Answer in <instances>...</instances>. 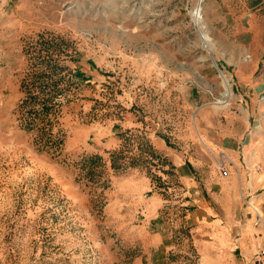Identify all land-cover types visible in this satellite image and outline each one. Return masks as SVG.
I'll return each instance as SVG.
<instances>
[{"label":"rangeland","instance_id":"1","mask_svg":"<svg viewBox=\"0 0 264 264\" xmlns=\"http://www.w3.org/2000/svg\"><path fill=\"white\" fill-rule=\"evenodd\" d=\"M200 1L0 0V264H255L264 0ZM43 39L69 88L27 129Z\"/></svg>","mask_w":264,"mask_h":264},{"label":"trees","instance_id":"2","mask_svg":"<svg viewBox=\"0 0 264 264\" xmlns=\"http://www.w3.org/2000/svg\"><path fill=\"white\" fill-rule=\"evenodd\" d=\"M39 44V47L27 48V52L36 53L34 58L37 59L36 64L41 69L38 73L32 75L27 83H22L25 93L20 106L27 107L26 117L23 121V126L27 129L34 128L39 122H44V124L51 122L52 116H57L59 113L62 103L56 102L55 98L59 93L69 88V80L67 81L64 72L68 67L61 63L58 58L53 57L49 50L52 46L51 43L47 44L46 40L43 39ZM50 137L52 135L46 137V144H59ZM88 159L92 162L95 158L89 157Z\"/></svg>","mask_w":264,"mask_h":264},{"label":"crops","instance_id":"3","mask_svg":"<svg viewBox=\"0 0 264 264\" xmlns=\"http://www.w3.org/2000/svg\"><path fill=\"white\" fill-rule=\"evenodd\" d=\"M234 150H232L233 152ZM261 178V179H260ZM251 190L257 189V188H264V176L261 177L259 174H254L253 177H251V181L249 184ZM249 186H247L249 188ZM249 189L246 190V194L249 193ZM262 208L264 210V190L260 195V199ZM256 209V208H255ZM206 212V211H205ZM207 213H212L211 206H207ZM263 216V215H262ZM264 223V222H263ZM213 226V233H214V243L217 245H221L222 240H231V236L233 235L234 231L230 234V231H228V228H225L224 230H220L219 227L221 226L219 222L212 223ZM236 234L238 236L236 237L235 245L239 247L241 253H243L248 260L250 261L252 258L254 259L255 264L258 263L259 259V253L262 247L264 246L262 244V238L263 236L260 235L259 232L257 234L246 232L244 229L239 230L237 228Z\"/></svg>","mask_w":264,"mask_h":264},{"label":"built area","instance_id":"4","mask_svg":"<svg viewBox=\"0 0 264 264\" xmlns=\"http://www.w3.org/2000/svg\"><path fill=\"white\" fill-rule=\"evenodd\" d=\"M219 168H220V171H221V175L223 177H228L229 176L230 173H229V170L227 169L226 163L224 161L219 163ZM255 211H256V223L257 224H259V223L263 224V216H262V214L257 209H255ZM258 263L259 264H264V246L260 250Z\"/></svg>","mask_w":264,"mask_h":264},{"label":"bare ground","instance_id":"5","mask_svg":"<svg viewBox=\"0 0 264 264\" xmlns=\"http://www.w3.org/2000/svg\"><path fill=\"white\" fill-rule=\"evenodd\" d=\"M202 1V0H201ZM198 2L199 4L195 7V15L198 16V18L200 17V13H201V10H202V3ZM204 31V30H203ZM202 31V33H203ZM202 35V34H201ZM208 39V38H207ZM223 84L225 85L226 87V91L224 92L225 95L228 96V98H230L232 96V90H231V86H230V83H229V80L224 78L223 80Z\"/></svg>","mask_w":264,"mask_h":264}]
</instances>
